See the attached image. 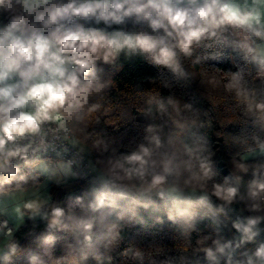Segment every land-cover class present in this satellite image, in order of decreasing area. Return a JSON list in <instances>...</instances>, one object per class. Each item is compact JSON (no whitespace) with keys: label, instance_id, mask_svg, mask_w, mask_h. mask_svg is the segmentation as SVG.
Here are the masks:
<instances>
[{"label":"clouds","instance_id":"clouds-1","mask_svg":"<svg viewBox=\"0 0 264 264\" xmlns=\"http://www.w3.org/2000/svg\"><path fill=\"white\" fill-rule=\"evenodd\" d=\"M122 57L156 69L137 103L113 102ZM129 125L138 138L115 135ZM233 210L226 239L219 216ZM143 213L171 229L162 254L128 237ZM262 223L264 0H0V264H264Z\"/></svg>","mask_w":264,"mask_h":264},{"label":"trees","instance_id":"trees-1","mask_svg":"<svg viewBox=\"0 0 264 264\" xmlns=\"http://www.w3.org/2000/svg\"><path fill=\"white\" fill-rule=\"evenodd\" d=\"M120 63L123 65L121 71L116 74L115 79L120 84L122 90H124V95L120 93H113V97H119L121 102L125 105L137 103L139 101V97L135 94L141 88L144 91L149 90L152 87H159V84L151 85L146 78L152 77L156 75V69L153 67H149L145 62H143L142 58L133 57L131 59L121 58ZM219 67L223 69H227L230 67V64L224 63L219 65ZM199 72V69H197ZM103 72L105 74L110 72L108 66H104ZM202 91V87H198L197 85H193L191 89L185 90L180 87L175 89L176 95L184 99L194 98L196 92ZM209 101H211V105L219 106L222 103V97L218 93H209L208 95ZM115 103V104H119ZM214 111L219 112V108H215ZM235 119V117H234ZM223 122V121H222ZM226 123V122H223ZM228 132L235 133L237 132V128L234 125H228ZM137 129L133 128L129 125L127 128L122 127L120 132L116 133L115 135L120 136L124 134L126 137H134L138 138L137 136ZM111 132V129H109ZM234 148L232 144V137L231 135L225 134L224 136V144L221 146V151L218 153L217 164L220 160L224 161L225 167H227L230 171L232 170V164L230 157L233 154ZM220 178L225 176L221 169L218 168ZM87 187L83 185L82 182L78 181L75 184V187L70 189V193L75 195H81L82 190L86 189ZM52 194L54 197L57 198L58 201L63 203H67V196L64 191H61L59 188H53ZM234 209L236 206H233ZM145 220L147 221V225L132 228L129 233L128 237L133 243H138L141 245H147L149 241L152 242L151 247H145L146 252H150L152 254L160 253L162 254L164 251V246L171 247V237L172 232L170 227L167 224H157L154 222V217L150 216L148 213H143ZM238 215H241L238 211L233 210L229 213L228 218H225L223 214H220L219 219L220 223V230L221 234L226 237V239H233V237L238 236V233L232 228V221H234ZM248 215L247 212L243 213L242 216ZM262 229H264V223L260 225ZM44 224L40 223L38 228L33 231L32 226L29 225L27 228H21L20 232L18 233V239L20 240L21 245L25 246L26 248H31L34 246V238L39 237L42 234H46L43 232ZM201 234H209L213 232L212 227L209 226V220L205 219L201 223ZM31 233V235H29ZM57 236H60V233H56ZM176 245L179 246L180 238L175 237ZM259 240L264 241V231L261 232V235L258 237ZM194 242V241H193ZM60 253L57 251V255ZM19 259V258H18ZM105 264H110L109 261H105ZM121 264H132V261L128 258H124L121 261ZM191 264H209L208 261L204 259V255L201 253L198 257L192 258ZM221 264H223V259L221 260Z\"/></svg>","mask_w":264,"mask_h":264},{"label":"water","instance_id":"water-1","mask_svg":"<svg viewBox=\"0 0 264 264\" xmlns=\"http://www.w3.org/2000/svg\"><path fill=\"white\" fill-rule=\"evenodd\" d=\"M218 168L221 169L224 175H228L230 173V170L227 167H225L224 161L222 160L218 162Z\"/></svg>","mask_w":264,"mask_h":264},{"label":"rangeland","instance_id":"rangeland-1","mask_svg":"<svg viewBox=\"0 0 264 264\" xmlns=\"http://www.w3.org/2000/svg\"><path fill=\"white\" fill-rule=\"evenodd\" d=\"M113 102L119 103V102H121V99L119 97H113Z\"/></svg>","mask_w":264,"mask_h":264},{"label":"built area","instance_id":"built-area-1","mask_svg":"<svg viewBox=\"0 0 264 264\" xmlns=\"http://www.w3.org/2000/svg\"><path fill=\"white\" fill-rule=\"evenodd\" d=\"M80 182H82L83 185L87 187V181L86 180H80Z\"/></svg>","mask_w":264,"mask_h":264}]
</instances>
